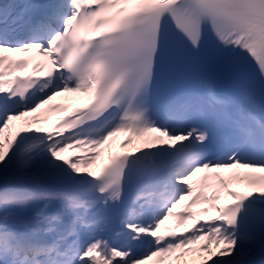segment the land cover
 <instances>
[{
	"label": "snow or ice",
	"instance_id": "obj_1",
	"mask_svg": "<svg viewBox=\"0 0 264 264\" xmlns=\"http://www.w3.org/2000/svg\"><path fill=\"white\" fill-rule=\"evenodd\" d=\"M0 264H264V0H0Z\"/></svg>",
	"mask_w": 264,
	"mask_h": 264
}]
</instances>
